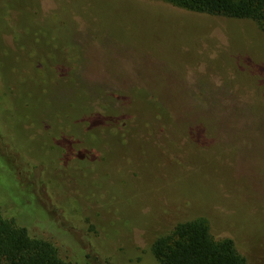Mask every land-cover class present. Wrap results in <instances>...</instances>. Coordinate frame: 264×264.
I'll return each instance as SVG.
<instances>
[{
  "label": "rangeland",
  "instance_id": "rangeland-1",
  "mask_svg": "<svg viewBox=\"0 0 264 264\" xmlns=\"http://www.w3.org/2000/svg\"><path fill=\"white\" fill-rule=\"evenodd\" d=\"M0 134L14 149L0 136L2 213L73 264H157L152 240L197 216L264 264L252 19L163 0H0Z\"/></svg>",
  "mask_w": 264,
  "mask_h": 264
},
{
  "label": "trees",
  "instance_id": "trees-1",
  "mask_svg": "<svg viewBox=\"0 0 264 264\" xmlns=\"http://www.w3.org/2000/svg\"><path fill=\"white\" fill-rule=\"evenodd\" d=\"M163 1L191 11L252 19L264 31V0ZM35 53V50L34 52L31 50L29 56ZM47 54V50L39 52L42 59L48 57ZM39 64L38 69L44 70L48 77L41 84L45 91V85L49 83L53 75L45 63ZM0 136L8 149L14 152L7 138L2 134ZM85 160L84 150L80 147L70 159V161L81 163L82 167ZM85 168L88 170L87 165ZM150 251L157 264H246L244 256L239 253L233 240L229 237L215 238L210 232L207 219L203 216L176 222L169 231L152 240ZM0 264L73 263L59 255L57 244L50 237L30 233L27 227L18 224L14 217H6L0 205Z\"/></svg>",
  "mask_w": 264,
  "mask_h": 264
}]
</instances>
